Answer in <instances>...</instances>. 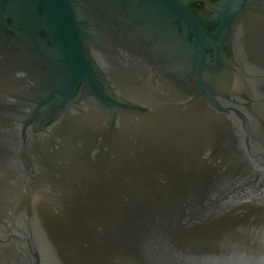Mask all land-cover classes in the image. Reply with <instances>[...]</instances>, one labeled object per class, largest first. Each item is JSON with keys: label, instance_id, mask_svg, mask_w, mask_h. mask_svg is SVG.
I'll list each match as a JSON object with an SVG mask.
<instances>
[{"label": "water", "instance_id": "water-1", "mask_svg": "<svg viewBox=\"0 0 264 264\" xmlns=\"http://www.w3.org/2000/svg\"><path fill=\"white\" fill-rule=\"evenodd\" d=\"M0 264H264V0H0Z\"/></svg>", "mask_w": 264, "mask_h": 264}]
</instances>
